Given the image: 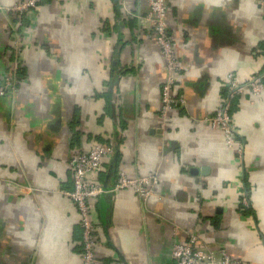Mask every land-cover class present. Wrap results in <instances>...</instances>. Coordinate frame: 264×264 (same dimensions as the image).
<instances>
[{"label": "crops", "instance_id": "0c3cea01", "mask_svg": "<svg viewBox=\"0 0 264 264\" xmlns=\"http://www.w3.org/2000/svg\"><path fill=\"white\" fill-rule=\"evenodd\" d=\"M0 0V264H81L70 158L114 143L93 182L94 264H174L189 234L239 264H264V85L231 103L228 147L204 120L226 76L264 71V0H165L181 105L159 120L165 60L147 0ZM162 123V126H161ZM236 148L241 156L236 157ZM153 175L146 201L117 176ZM247 200L248 210L239 204Z\"/></svg>", "mask_w": 264, "mask_h": 264}, {"label": "built area", "instance_id": "2783aa9c", "mask_svg": "<svg viewBox=\"0 0 264 264\" xmlns=\"http://www.w3.org/2000/svg\"><path fill=\"white\" fill-rule=\"evenodd\" d=\"M42 0H23L20 4L11 8L20 14L36 9ZM147 18L151 24L155 43L159 47L165 60L167 76L160 87V114L159 120L163 121L167 113L180 106L182 99L176 98L172 91L176 84L181 66L177 61L174 42L166 29L167 6L165 0H147ZM264 71L255 73L243 82H237L232 74L226 76L225 96H222L212 116L204 118L211 128L221 132L223 140L228 147H232L236 141V132L230 117L231 101L244 90H248L252 96H257L263 89ZM12 89L10 80L0 77V98L4 97L8 90ZM162 126V123H161ZM236 157L241 156V148H236ZM114 154V143L109 140L105 144H95L86 153H76L69 161L72 177V188L64 192L75 205L80 216L82 254L81 264H94L93 251L95 248V225L90 219L91 207L89 200L97 198L105 188L93 182V177L99 173L102 162ZM157 184V178L153 175L128 178L119 173L111 192L118 189L131 188L135 194L146 201L152 191V186ZM247 207V200L243 197L241 202ZM171 258L174 264H239L232 261L223 250H211L199 244V239L194 234H189L184 242L174 243L171 249Z\"/></svg>", "mask_w": 264, "mask_h": 264}, {"label": "trees", "instance_id": "16d2710c", "mask_svg": "<svg viewBox=\"0 0 264 264\" xmlns=\"http://www.w3.org/2000/svg\"><path fill=\"white\" fill-rule=\"evenodd\" d=\"M225 93V92H224ZM231 103H232V101H231ZM231 106V105H230ZM229 114H230V117H231V109H230V111H229ZM239 208L242 210V211H244V210H248L249 208H248V206L247 207H245V206H243L241 203L239 204Z\"/></svg>", "mask_w": 264, "mask_h": 264}]
</instances>
